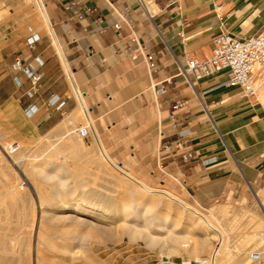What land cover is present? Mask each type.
I'll use <instances>...</instances> for the list:
<instances>
[{"label": "crops", "instance_id": "crops-1", "mask_svg": "<svg viewBox=\"0 0 264 264\" xmlns=\"http://www.w3.org/2000/svg\"><path fill=\"white\" fill-rule=\"evenodd\" d=\"M144 1L150 15L136 0H41L53 36L43 30L18 44L0 45L1 109L29 105L38 127L47 124V130L62 132L84 120L119 166L97 120L113 112L111 123L119 121L115 108L129 101L148 105L136 117L143 123L156 118L158 135L152 142L157 148L150 163L160 174L172 175L195 200L214 198L240 175L264 183V81L247 98L222 84L223 73L198 80L182 73L188 58L211 55L215 34L226 30L244 38L264 30V0ZM122 11L125 20L118 16ZM126 22L153 55L157 72L151 76L143 57L133 58L125 48ZM35 57L43 62L42 75L28 97L31 85L22 66ZM150 89L153 100L145 102ZM250 189L264 208V192Z\"/></svg>", "mask_w": 264, "mask_h": 264}, {"label": "rangeland", "instance_id": "rangeland-1", "mask_svg": "<svg viewBox=\"0 0 264 264\" xmlns=\"http://www.w3.org/2000/svg\"><path fill=\"white\" fill-rule=\"evenodd\" d=\"M33 6L32 0H0V45L7 46L5 44L13 40L15 41L11 44H18L19 39L33 38L34 34L43 31V28H40L41 21L38 19L37 10ZM260 83L261 81L258 80L256 86ZM147 92H151V89L144 93L145 102L149 101V97L153 100L152 92L150 96ZM130 103L131 101L115 108L120 117L119 121L111 123L110 117L113 112L100 116L97 120V126L105 138L107 150L119 166L134 170L146 181L138 179L150 187L171 190L172 193L180 195L186 202L208 215L215 213L218 209L228 210L232 206H241L248 210L249 214H259L263 218V211L258 208L259 205L252 197L250 189L251 185L253 189L264 192V183L260 181H250L240 175L239 179L222 186L214 198L197 201L179 182L175 181L172 175L160 174L150 163L157 148L152 142L158 135L155 126L156 118L153 117L149 122L143 123L136 114L138 111H144L148 105L140 106ZM31 112V107L20 108L16 105L8 110H2L0 107V164L2 166L0 174L4 175H0V214L7 213L11 217V219L8 218L10 223L7 222L18 239L16 249L19 259L16 258L11 264H155L160 259H168L178 264H204L189 250V246L194 243L191 237L196 239L202 237L204 233V225L194 215L166 197L131 196L123 187H119L113 181L114 175L119 174L101 158L88 123L84 120L81 126L75 124L66 132H62L59 127L47 130V124L38 127V123L30 118ZM80 127H87L85 137L78 134L77 129ZM71 140H74L73 143ZM66 144H70V148H62L67 146ZM55 146L59 148V152H55ZM10 183L14 185L10 187ZM6 187L8 189L5 191ZM137 190L139 193L140 189L137 188ZM5 193L13 199L7 197L8 194ZM243 195L245 198L242 200ZM145 196H148L149 200ZM142 199L147 200L144 202L149 205L143 211L147 217L148 228H143V221L141 222L138 218L135 223L142 227L141 234L129 239L120 231V228L125 225L119 221L121 207L124 204L139 205ZM62 203L69 207L61 208ZM73 206L75 209H70ZM77 207H84V210H76ZM69 210H72L71 216L66 215ZM96 211L104 215H113L109 223L115 224V220L116 229L111 236L102 234L101 229L107 226L102 219H92L91 215ZM11 213L16 215L13 216ZM241 217L236 227L233 220L230 228H233V234L246 240L253 234L255 228L252 221L248 220L249 217ZM161 218L164 220L162 221ZM126 219L125 222H132L130 216ZM158 220L161 221L158 222ZM157 222L165 226L161 230H156ZM55 224L58 226L56 227ZM185 233L192 236L188 235L189 246L181 247L180 240L184 238ZM148 238L149 242H147ZM246 241L252 240L247 238ZM209 242L207 250L204 247L198 250L196 255L205 257L208 248L218 245L217 238H211ZM229 246L231 250H235L232 239ZM253 251L258 249L253 247L249 250V262L247 261L249 264H257L250 258Z\"/></svg>", "mask_w": 264, "mask_h": 264}, {"label": "bare ground", "instance_id": "bare-ground-1", "mask_svg": "<svg viewBox=\"0 0 264 264\" xmlns=\"http://www.w3.org/2000/svg\"><path fill=\"white\" fill-rule=\"evenodd\" d=\"M37 13H38V19L41 21V29L43 28V30L53 36V31L49 25L44 7L42 5L41 0H32ZM33 6V7H34ZM39 27V26H38ZM56 40V39H55ZM58 44V43H57ZM62 55V54H61ZM154 85H152L153 87ZM79 111V109H78ZM66 125V124H65ZM64 125V126H65ZM66 128V127H65ZM86 129L87 127H80L78 129ZM160 128V127H159ZM70 129V128H69ZM66 128V131L69 130ZM77 129V130H78ZM92 136L94 138V142L97 145L98 148V152H100L101 158L104 160V162L113 170H115L119 175H114V180L115 183L119 186V187H123L128 193H130L131 196H135V195H140L139 197H144V195H153V196H157V197H166L170 200H172L175 203L180 204L185 210H187L188 212H190L192 215H194L203 225H204V233L202 235V237L193 239L194 243L192 245L189 246V236L192 235H184L182 238V240H180V245L181 247H188L189 246V250L190 253L194 255V257L197 260H201L204 264H249L248 262V252L251 248L256 247L258 249L259 252H264V216L263 218L261 216H259V214H252L248 212V210H245L243 207L239 206V207H231V209H218L215 210V213L213 214H206L203 213L202 211L198 210L196 207H194L193 205L189 204L188 202H186L183 198H181L180 196L172 193L171 191L167 190V189H162V188H156V187H150L147 185V183H145L144 181L136 178L132 173H129L125 170H123L122 168H120L119 166H117L110 158V156L107 154L104 146L101 144L98 135L96 134V132L93 130L92 131ZM69 133V132H68ZM79 134V133H78ZM80 135V134H79ZM81 136V135H80ZM75 138V137H73ZM38 141V140H37ZM72 141V140H71ZM74 141V140H73ZM72 141V143H73ZM69 142V141H68ZM77 142V141H76ZM71 143V142H70ZM52 145V144H51ZM67 145V144H66ZM74 145V144H73ZM7 146V145H6ZM34 147V146H33ZM53 147V146H52ZM74 147V146H73ZM79 147V146H78ZM10 148V147H9ZM38 148V147H36ZM51 148V147H49ZM64 149L66 148H70V144H68L67 146L62 147ZM72 148V147H71ZM77 149V148H76ZM75 149V150H76ZM83 149V148H82ZM33 150V149H32ZM80 150V149H79ZM92 150V149H91ZM84 151V150H83ZM93 151V150H92ZM37 152V151H36ZM46 152V151H45ZM48 152V151H47ZM55 152H59V148L55 146ZM66 152L68 153V151L66 150ZM65 152L66 156L68 155ZM85 152V151H84ZM33 156V155H32ZM64 156V155H63ZM64 158H66L64 156ZM35 159V158H34ZM29 160V159H27ZM72 160V159H71ZM102 164V163H101ZM1 164H0V172H1ZM105 171V169H104ZM111 172V171H110ZM114 174V173H113ZM1 175V174H0ZM3 175V174H2ZM1 175V176H2ZM1 176H0V180H1ZM4 176V175H3ZM70 176V175H69ZM51 177V176H49ZM3 179V178H2ZM4 182V179L2 180ZM134 182V184H131L132 182ZM13 182V181H11ZM42 183V182H41ZM2 184V183H1ZM7 184V183H6ZM15 184V182H14ZM13 184V185H14ZM60 184V183H59ZM11 183L9 184V186H13ZM53 186V185H52ZM58 186V185H57ZM59 187V186H58ZM113 187V186H112ZM16 188V187H15ZM138 189H140L139 193L137 192ZM4 189V187H3ZM8 188L6 187L5 191ZM14 189V188H13ZM19 189V187H18ZM39 189V188H38ZM54 189V188H53ZM52 189V190H53ZM21 190V189H20ZM19 190V191H20ZM9 191V190H8ZM17 190L15 189V192ZM22 192V191H21ZM48 192V191H47ZM61 192V191H60ZM70 192V191H69ZM20 193V192H19ZM18 193V194H19ZM138 193V194H137ZM8 194V193H5ZM15 194V193H14ZM13 195V194H12ZM94 195V194H93ZM3 197V196H2ZM10 198V195L8 194V196ZM16 197V196H15ZM83 197V196H82ZM147 199L149 198L148 196H145ZM13 199V198H10ZM9 199V200H10ZM15 199V198H14ZM59 199V198H58ZM84 200V199H83ZM149 200V199H148ZM12 201V200H11ZM18 201V200H17ZM61 201V200H59ZM63 201V200H62ZM137 201V200H136ZM144 201H147L145 199H142L140 204L137 205H127L124 204L121 207V215H120V219L119 221H122L125 225H123L120 229V231L122 233H125V235L128 236L129 239L131 238H135L137 236H140V232L142 230V227L140 225H138L137 223H135V220H137L138 218L141 219L142 222V226L143 228L147 229L148 225H147V217L143 214V211L145 209H147V206H149L147 203H145ZM15 202V200H14ZM101 202V201H100ZM13 203V201L11 202ZM18 203V202H17ZM92 203V202H91ZM10 204V203H7ZM142 204V206H140ZM15 205V204H14ZM75 205V204H74ZM83 205V204H82ZM4 206V205H3ZM13 206V205H12ZM72 206V205H71ZM76 206V205H75ZM237 206V205H236ZM19 207V206H18ZM61 208H65V207H69L68 205H66L65 203H62ZM103 207V206H101ZM228 207V206H226ZM14 208V207H13ZM30 208V207H29ZM84 208V207H83ZM83 208H76V210H84ZM89 208V207H88ZM87 208V209H88ZM261 209V211L264 212V208L262 207V205H259V207ZM6 209V208H5ZM70 209H75V207H70ZM87 209H85V211H87ZM90 209V208H89ZM62 210V209H61ZM7 212V211H6ZM83 212V211H82ZM81 212V213H82ZM88 212V211H87ZM91 212V211H90ZM262 212V214L264 215V213ZM17 213V212H16ZM94 214L91 215L93 220L96 219H102V221L104 223L107 224L106 227L101 229V232L104 236H111L112 232L116 229V221L114 220L115 224H110L109 222L112 221L113 219V215H104V213L102 214L93 212ZM10 214V213H9ZM13 216L16 214L11 213ZM72 210H69L68 213L66 214L67 216H71ZM86 214V213H85ZM244 214V215H243ZM21 215V214H20ZM84 215V214H83ZM256 215V216H255ZM75 216V215H74ZM81 216V215H80ZM117 216V215H116ZM131 217L132 222L130 223L125 222L127 221V217ZM239 216V217H238ZM249 217L248 220H251L253 223V226L255 228L253 234H251L250 238L252 241H246L245 238L242 240V238L240 239V237H237L235 234L232 233V229L230 227H232L230 224L231 222H235V227L238 224V222L240 221V217ZM22 217V216H21ZM241 217V218H242ZM11 219V217L5 213V214H0V264H11V262L13 260H15L16 258L19 259L18 255V251L16 249V243L18 241V239L15 237L14 231L12 232V229L10 228V225L8 224L7 221H9V219ZM70 218V217H69ZM115 218V217H114ZM189 218V217H188ZM253 218V219H252ZM65 219V218H64ZM73 219V218H72ZM116 219V218H115ZM129 219V218H128ZM159 219V218H158ZM25 220V219H24ZM28 220V219H27ZM77 220V219H76ZM86 220V219H85ZM91 220V219H90ZM161 220L163 221L164 218ZM161 220H158L161 221ZM63 221V220H62ZM73 221V220H72ZM194 221V220H193ZM250 221V222H251ZM77 222V221H76ZM157 222V223H158ZM199 222V223H200ZM10 223V221H9ZM13 223V222H12ZM31 223V222H30ZM119 223V222H118ZM165 223V222H164ZM33 224V223H32ZM31 224V225H32ZM159 224V225H158ZM156 226V230H161L164 226L163 223H158ZM13 225V224H12ZM52 225V224H51ZM55 226L57 227L58 225L55 224ZM197 226V225H196ZM33 227V226H31ZM200 228V227H198ZM60 229V228H58ZM64 229V228H63ZM41 230V229H40ZM61 230V229H60ZM78 230V229H77ZM253 230V229H252ZM55 231V230H54ZM58 231V230H56ZM190 232V230H188ZM188 231H186L188 233ZM192 231V230H191ZM22 232V231H21ZM28 232V231H27ZM31 232V231H30ZM39 232V231H38ZM61 232H63V230H61ZM59 232V233H61ZM68 232V231H67ZM181 232V231H180ZM193 232V231H192ZM236 232V231H235ZM66 233V232H65ZM70 233V232H69ZM75 233V232H74ZM252 233V232H251ZM63 234V233H62ZM67 234V233H66ZM80 234H84L85 233H80ZM75 235V234H74ZM250 235V234H248ZM39 236V235H38ZM142 236V235H141ZM196 236V235H195ZM40 238V237H39ZM107 238V237H106ZM211 238H217L218 239V245L217 246H211V248H208L207 251V255L205 257H199L197 254V251L202 249V248H206L207 245H209V241ZM44 239V238H43ZM233 240V244H234V248L235 250H231L230 246H229V242L230 240ZM150 239H147V242H149ZM23 243V242H22ZM26 243V242H25ZM26 246V244H25ZM47 247V246H46ZM76 247V246H75ZM74 247V248H75ZM27 248V247H26ZM67 250V249H66ZM65 250V251H66ZM207 250V248H206ZM28 251V250H26ZM73 251V250H72ZM69 252V251H68ZM75 252V250H74ZM77 253V252H76ZM85 254V253H84ZM24 255V254H23ZM85 256V255H84ZM23 257V256H22ZM21 257V258H22ZM250 258H251V254H250ZM25 259V258H24ZM66 259V258H65ZM74 260V259H73ZM89 260V259H88ZM28 261V260H27ZM26 261V262H27ZM65 261V260H64ZM70 261V260H69ZM248 261V262H247ZM254 261V260H253ZM14 263V262H12ZM17 263V261H16ZM77 263V262H76ZM189 263V262H186ZM29 264V263H28ZM78 264V263H77ZM173 264H178V263H173Z\"/></svg>", "mask_w": 264, "mask_h": 264}, {"label": "built area", "instance_id": "built-area-1", "mask_svg": "<svg viewBox=\"0 0 264 264\" xmlns=\"http://www.w3.org/2000/svg\"><path fill=\"white\" fill-rule=\"evenodd\" d=\"M136 1L150 15L147 3L144 0ZM117 13L120 20L126 19V12ZM126 24L130 32L125 48L131 57H143L147 64L148 73L151 76L157 72L153 55L145 51L144 46L139 43L138 37L129 22H126ZM113 26L115 29H119L120 24L116 21L113 23ZM212 43L211 55L206 59H199L197 57L188 58L182 73L189 80H198L217 73H223V85L237 88L241 97H253L256 94V82L258 80L264 81V30L244 38H239L224 30L213 36ZM15 62L16 64L20 63L19 59H16ZM42 65L43 62L38 57H35L31 62L22 66V70L31 85L30 89L26 92L28 97H31L37 90L38 81L42 75ZM157 91L159 92L160 89H157ZM54 102L55 100H51L49 104H54ZM61 105H63V101L59 102L57 107ZM77 131L82 137L87 135V130L84 128ZM251 259L257 264H264V252L253 251ZM155 264H173V262L168 259H160Z\"/></svg>", "mask_w": 264, "mask_h": 264}]
</instances>
